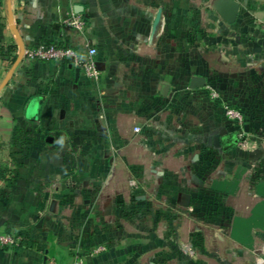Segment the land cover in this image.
<instances>
[{
  "label": "crops",
  "instance_id": "1",
  "mask_svg": "<svg viewBox=\"0 0 264 264\" xmlns=\"http://www.w3.org/2000/svg\"><path fill=\"white\" fill-rule=\"evenodd\" d=\"M235 1L234 24L194 38L187 22L207 17L210 0L198 11L194 0H0V235L22 241L0 246V264H253L264 243V147L252 139L264 132V0ZM71 15L82 32L66 26ZM39 42L94 47L101 80L20 57ZM192 77L217 85L243 131L219 117L173 126L162 86ZM195 148L220 154L217 170L200 169ZM204 185L223 195L226 227L197 217Z\"/></svg>",
  "mask_w": 264,
  "mask_h": 264
},
{
  "label": "rangeland",
  "instance_id": "2",
  "mask_svg": "<svg viewBox=\"0 0 264 264\" xmlns=\"http://www.w3.org/2000/svg\"><path fill=\"white\" fill-rule=\"evenodd\" d=\"M197 1L200 0H194L195 4H193L192 9L198 11L201 7L204 6V8H206V5H203L201 3H197ZM243 1V0H240ZM216 0H210V4H209V12L210 14L204 18H202L201 16L197 19V18H193V20L188 21V28L191 29V34H195L193 37L194 38H198L200 37V35L202 33H210V31L212 30V28L214 26H216L217 21L220 22V18L218 17V15L215 12L214 9V5H215ZM4 5V4H2ZM197 7V9L195 8ZM222 22V21H221ZM220 22V23H221ZM184 30L185 28L183 26H179ZM182 32V31H181ZM169 32L167 31V34ZM173 35V34H172ZM188 37V36H187ZM186 38V37H185ZM189 84H174V83H170L168 85H166L168 87L167 89V95L169 93V91H171V98L168 101H165L166 104H162L160 105L158 108H166L168 109L169 106H171L173 108V126L175 125L174 123L176 122V119H184L188 122H191L193 124L190 125L191 128L195 129V127H198V124H201V122H205L210 120L212 117L215 119L219 117L220 121L221 119H224V123L226 125H228V128H232L236 126L233 122V120L229 119L225 113V108L226 106L229 107H235L231 102L226 101L223 99L221 93L218 91V87L215 83H212V81L209 79L206 83V85L203 88H199V96L198 98H194V101L190 98V96H188L186 93L189 92ZM217 93L220 97L219 98H214L213 94ZM199 104V111H203L204 110V105H206L207 103L214 105L215 111L214 115L212 112H210V115L207 116L206 118L203 117V119H201L200 116H198L197 112L195 113V109L193 110L191 108V106L195 107L196 104ZM191 105V106H189ZM202 105V106H201ZM212 111V110H211ZM214 111V110H213ZM219 113V114H218ZM202 115V114H201ZM219 115V116H218ZM210 118V119H208ZM246 118V117H245ZM205 119V120H204ZM233 126V127H232ZM197 130V129H196ZM229 133V131H228ZM245 134H243L241 137V149L250 151L249 149L254 150V148H251L250 146V139L252 138L247 137ZM86 136V135H85ZM194 136H196L194 134ZM185 137V136H183ZM88 139V138H87ZM253 141L256 143L254 144V146H263L264 147V132H260L257 133L256 139L252 138ZM195 140H197L195 138ZM251 141V142H253ZM243 143H245L246 145H243ZM5 145H1V147H4ZM0 155L6 156V149L4 148H0ZM75 151H77L78 153H84L85 150H81L79 151V149H76ZM194 153L192 155H196L199 157L200 159V163L198 165V167L202 170H217L216 168L219 166V157L220 154L216 153V152H211V151H204L202 152V148H195L193 149ZM225 165V173H230L228 172V167L231 168L232 170V165H228V163L224 164ZM231 166V167H230ZM87 169V168H84ZM201 192L199 193V197H196L195 201L196 205L199 209L197 217L201 220H205V221H209L210 224H217L218 222H220L222 224V227H226V224H228L229 219L225 217V213L223 212H228L230 214L229 211V207L227 205V203L224 200L223 195L217 193L216 190L212 189L210 186L204 185V187L201 188L200 190ZM201 193H205V194H210L208 195H203ZM220 198L221 201V205H215L214 202H217L216 199ZM204 206V211L201 210L202 207ZM217 207H221L220 211L217 209ZM208 211V213L206 212ZM223 220V221H222ZM218 223V224H220ZM224 225V226H223Z\"/></svg>",
  "mask_w": 264,
  "mask_h": 264
},
{
  "label": "built area",
  "instance_id": "3",
  "mask_svg": "<svg viewBox=\"0 0 264 264\" xmlns=\"http://www.w3.org/2000/svg\"><path fill=\"white\" fill-rule=\"evenodd\" d=\"M66 26L71 29L76 30L77 32H82L84 30V22L76 15H71L69 19L65 21ZM264 29V20L260 22ZM96 54L97 51L94 47H88L84 52L73 48L68 45H60L58 43H44L39 42L34 46L23 47L22 51H20V57L31 60V61H49V62H61L68 61L73 68L78 69L83 77L90 82L98 83L101 80V72L98 69L96 64ZM214 98H219L220 96L217 93L213 94ZM225 113L227 117L233 120L236 128L238 130H244L245 125V116L244 114L235 107L226 106ZM140 128H134V133H140ZM243 133H240L242 136ZM242 138V137H241ZM243 145H246L243 143ZM129 186L133 188H137V183L135 180L129 181ZM208 196L210 194H207ZM217 202H214L215 205H221L220 198L216 199ZM204 206L201 210L204 211ZM220 211L221 207H217ZM208 213V211H206ZM225 213V217L229 218L230 214L228 212ZM21 239L13 234L12 232H7L3 235H0V246L17 248L21 244ZM106 251L105 246L97 247L93 252L94 253H102ZM253 264H264V243L259 247L253 250ZM73 264H84V260L82 256L77 255Z\"/></svg>",
  "mask_w": 264,
  "mask_h": 264
},
{
  "label": "water",
  "instance_id": "4",
  "mask_svg": "<svg viewBox=\"0 0 264 264\" xmlns=\"http://www.w3.org/2000/svg\"><path fill=\"white\" fill-rule=\"evenodd\" d=\"M239 8H240V4L235 0H216L214 5L216 14L220 18V20L227 25H232L236 22L239 13ZM160 14L161 11L159 10L154 20V25L158 23ZM15 35L17 37L16 32ZM19 47H20V51H22L23 46L20 45ZM78 73L79 70L76 69V74ZM204 86H205V79L203 77H192L188 85L189 89L191 90L203 88ZM167 89L168 87L166 85L162 86V91H161L162 95L167 94ZM47 141H51V138H48ZM232 143H237V139H232Z\"/></svg>",
  "mask_w": 264,
  "mask_h": 264
},
{
  "label": "trees",
  "instance_id": "5",
  "mask_svg": "<svg viewBox=\"0 0 264 264\" xmlns=\"http://www.w3.org/2000/svg\"><path fill=\"white\" fill-rule=\"evenodd\" d=\"M47 44H49V43H47ZM8 49H10V48H8ZM16 57L14 58V60H13V62H15L16 61ZM12 62V63H13ZM233 145V143L230 141V145L229 146H232ZM7 172H8V170L5 168V167H3L2 165H0V174L2 175V176H5V174H7ZM201 194H203V193H201ZM203 195H207V194H203Z\"/></svg>",
  "mask_w": 264,
  "mask_h": 264
}]
</instances>
